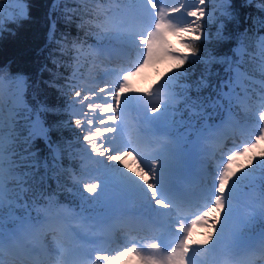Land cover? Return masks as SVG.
<instances>
[{
    "label": "snow or ice",
    "instance_id": "6c2138e0",
    "mask_svg": "<svg viewBox=\"0 0 264 264\" xmlns=\"http://www.w3.org/2000/svg\"><path fill=\"white\" fill-rule=\"evenodd\" d=\"M12 3L0 0V35L11 31L5 19H29L25 0H14L15 11ZM246 4L264 12V0ZM61 10L95 43L57 39L53 21L48 39L71 63L54 56L56 71L41 72L55 78L72 68L64 127L74 122L83 135L66 148L49 144L51 169L38 162L33 142L49 141L41 113L58 110L33 109L28 77L0 69V264L13 255L20 264H68L69 244L71 264H264V35L254 53L247 30L231 55L208 50L228 39L231 0H54L51 11ZM250 19L264 30V18ZM246 57L260 79L245 70ZM165 63L147 92L132 87ZM62 151L78 167H61ZM49 171L57 189L67 173L75 207L48 189ZM197 227L202 240L192 239Z\"/></svg>",
    "mask_w": 264,
    "mask_h": 264
},
{
    "label": "trees",
    "instance_id": "16d2710c",
    "mask_svg": "<svg viewBox=\"0 0 264 264\" xmlns=\"http://www.w3.org/2000/svg\"><path fill=\"white\" fill-rule=\"evenodd\" d=\"M25 2L28 5L29 19L19 20L17 23H9L5 19V29H11V31L6 30L0 35V69L6 70L11 76L24 75L28 77L29 88L25 98L33 109L38 110L40 105H44L50 109L58 110L41 113V119L49 129V141L46 142L43 138H37L32 146V151L37 154L38 162L41 164L46 162L51 169L54 163V154L49 144L66 148L67 144L73 141L77 135L81 137L83 135L75 127L74 122L71 123L70 127H64V122L70 119L64 109L74 95V92L65 86V78L71 74L72 68L60 67V75L55 78L49 71L41 72L45 66L53 69L54 72L56 71L51 62V58L54 56L60 59L62 63H71L70 57L61 56L56 43L49 41L48 34L51 24L55 21L57 39L66 35L69 41L78 39L86 41L87 44H92L94 39L86 37L84 31L77 28L76 23H65L62 10L52 12L54 0H25ZM68 6L73 7L75 5L69 3ZM62 8L63 4L61 5ZM231 11L234 19L222 18L225 25L224 34L228 39L219 42L210 41L208 50L215 55H231L232 49L239 44V37L247 30V39L245 40L247 51L254 53L256 41L260 35H264V30L257 31L253 27L250 17L264 18V12L258 11L254 5L248 6L246 0H231ZM7 16L5 15V17ZM216 28L217 25H210V33L214 35ZM202 69V65H197L194 70H190L192 76L189 79L198 76ZM256 69L257 62L248 61L246 57L245 70L256 79H260V73ZM212 71H219L223 74V66L213 65ZM46 82H52L59 85L60 88L49 86V83ZM71 119L74 121L75 118L72 117ZM59 164L65 169L78 167V161L71 160L66 151L61 152ZM39 174H44L43 167L39 169ZM60 183L65 187H71L67 173L60 176ZM47 187L49 190L58 191V198L62 203L70 207L76 206L72 194L66 191L65 187L57 189V182L51 171L48 173Z\"/></svg>",
    "mask_w": 264,
    "mask_h": 264
},
{
    "label": "rangeland",
    "instance_id": "374dc122",
    "mask_svg": "<svg viewBox=\"0 0 264 264\" xmlns=\"http://www.w3.org/2000/svg\"><path fill=\"white\" fill-rule=\"evenodd\" d=\"M17 7L19 6L16 5L13 0V3L10 6V10L15 11ZM4 14L9 15V11H5ZM172 39H173V42H175L174 38ZM170 66L171 65L165 63V64L158 65L155 68L150 67L144 70L142 73L138 74L136 77L133 78L132 87L140 94L147 92L149 88H151L154 84H156V81L160 79V77L164 74L165 71L168 70ZM129 163H131V157H129ZM132 168H133V171H135V165H132ZM84 195L86 196L87 193H84ZM205 233H206L205 229L197 227L193 230L192 239L202 240L204 238Z\"/></svg>",
    "mask_w": 264,
    "mask_h": 264
},
{
    "label": "clouds",
    "instance_id": "9594fccd",
    "mask_svg": "<svg viewBox=\"0 0 264 264\" xmlns=\"http://www.w3.org/2000/svg\"><path fill=\"white\" fill-rule=\"evenodd\" d=\"M49 239H53L51 235L49 234ZM23 243L28 244L31 243L30 240H25ZM69 247V257H68V264H71L72 257L75 255L76 250L72 247L71 244L68 245ZM6 264H20L19 260L13 255V256H6Z\"/></svg>",
    "mask_w": 264,
    "mask_h": 264
}]
</instances>
